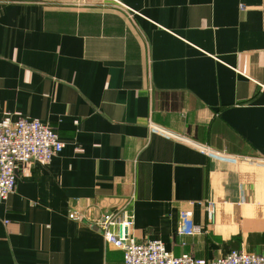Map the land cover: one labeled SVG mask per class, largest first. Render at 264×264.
<instances>
[{"label":"crops","instance_id":"0c3cea01","mask_svg":"<svg viewBox=\"0 0 264 264\" xmlns=\"http://www.w3.org/2000/svg\"><path fill=\"white\" fill-rule=\"evenodd\" d=\"M119 1L0 0V119L63 143L0 199V264H122V207L175 255L264 254L262 0Z\"/></svg>","mask_w":264,"mask_h":264},{"label":"built area","instance_id":"2783aa9c","mask_svg":"<svg viewBox=\"0 0 264 264\" xmlns=\"http://www.w3.org/2000/svg\"><path fill=\"white\" fill-rule=\"evenodd\" d=\"M114 6L129 10L121 1L110 0ZM264 32V0H262ZM264 56V48H263ZM264 88V82L260 84ZM60 135L47 124L37 119H0V199H4L15 184L17 170L32 162H49L60 153L63 143ZM207 218L213 221L212 208L208 207ZM80 214L70 211L68 217L80 219ZM94 224L106 242L117 245L122 251V264H264V254L232 249L225 255L205 259L193 258L188 253L175 255L165 249L159 239L136 240L131 234L132 216L125 207L112 213H100ZM176 232L197 234L203 229L192 221L190 211L179 215Z\"/></svg>","mask_w":264,"mask_h":264}]
</instances>
